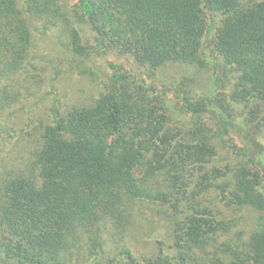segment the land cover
I'll list each match as a JSON object with an SVG mask.
<instances>
[{
    "label": "trees",
    "instance_id": "obj_1",
    "mask_svg": "<svg viewBox=\"0 0 264 264\" xmlns=\"http://www.w3.org/2000/svg\"><path fill=\"white\" fill-rule=\"evenodd\" d=\"M70 1L0 0V264H264V0ZM84 27L158 85L64 103L96 86Z\"/></svg>",
    "mask_w": 264,
    "mask_h": 264
},
{
    "label": "rangeland",
    "instance_id": "obj_2",
    "mask_svg": "<svg viewBox=\"0 0 264 264\" xmlns=\"http://www.w3.org/2000/svg\"><path fill=\"white\" fill-rule=\"evenodd\" d=\"M76 1L77 0H71L70 3L72 5H75ZM81 35L83 36L84 44L86 46H90L89 49L92 54L91 56L92 60L89 62V68L91 67L97 73V81L95 83L96 86L90 85L89 84L90 81H88L85 78H80L79 76L73 77L70 83L71 88L67 87L68 83L66 84L67 88L65 90L66 92H68L67 94L68 97L66 98L67 101H65L64 103H74L75 101H84L83 99H85L86 97L90 95H94V97H96L98 95L97 87H103L104 84H108L109 82H111L112 78L116 76V74L119 73V71L121 73L127 72L128 74L135 76L138 80L140 81L143 80L147 82L148 84L153 83V84L158 85L159 82L156 81L155 77L152 74L139 68L128 56L118 55L111 51H107V52L103 50L101 51L97 48L91 49V47L95 45V41H94L92 32L87 27H84L83 32H81ZM211 36L212 35L209 36V39ZM42 39L43 40L39 41V48H38L39 55H44L45 59L47 60L49 56L52 55L51 53H54V51L55 52L57 51V49L55 50V47H54L55 42H56V32L53 30L51 33L45 36V38H42ZM205 52L207 55H210L209 49H207ZM58 54L62 55L64 53L58 52ZM51 57H53V55ZM55 60H56L55 58L54 59L52 58V61H55ZM116 67H121L122 69L120 70ZM176 71H178L176 73H179L180 69L176 68ZM167 72H168L167 75L171 77L172 71L169 70ZM190 72H192V74L195 73L196 79L198 83L201 85L200 89H202L203 92H205L206 94H209V91L211 89H214V90L216 89L214 91L216 95L218 92L221 91V85H225L228 87V82H227L228 79L225 77H221L222 81L216 83L217 77H215L214 72L212 71V69H210V67L202 71H199L200 73H197L196 70H191ZM179 75L180 74H175L176 77H179ZM60 86L61 88L64 87L62 86V84ZM57 100L59 101V99L55 98V91L54 90L53 92L51 91L50 94L48 93L47 97L45 98V101L40 103L41 106L39 107V111H37V109H33V115H37L39 112L40 113L45 112L50 106L58 102ZM179 109H180V106H179ZM236 109H239L244 112L247 111V109L242 108V107H237ZM33 119H35V117H33ZM233 130L237 131V133L235 134L237 136H238V133H241L237 129H233ZM237 144L240 145L241 143L238 142ZM142 230H143V233H146V234H144L141 238H139L140 240L137 242L136 248L146 253L148 251L153 250L151 246L152 241L149 239V237H147L148 234L151 232V229L149 226L145 225L142 228Z\"/></svg>",
    "mask_w": 264,
    "mask_h": 264
}]
</instances>
